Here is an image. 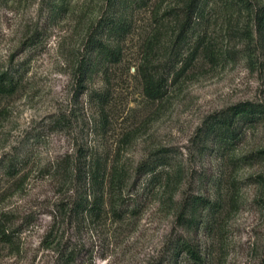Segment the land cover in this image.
<instances>
[{
    "label": "rangeland",
    "instance_id": "rangeland-1",
    "mask_svg": "<svg viewBox=\"0 0 264 264\" xmlns=\"http://www.w3.org/2000/svg\"><path fill=\"white\" fill-rule=\"evenodd\" d=\"M187 2L0 0V73L19 80L0 94V225L13 239L0 264H53L61 244L78 251L71 264H185L181 239H197L204 264H264V114L231 151L202 131L237 102L264 109V0H200L180 31ZM119 13L126 33L103 38L117 61L97 55L78 78L87 36ZM141 69L163 80L161 98L144 96ZM142 162L165 165L150 175ZM98 166L122 186L103 187L97 219L72 214ZM193 196L214 203L191 214L195 231Z\"/></svg>",
    "mask_w": 264,
    "mask_h": 264
},
{
    "label": "trees",
    "instance_id": "trees-1",
    "mask_svg": "<svg viewBox=\"0 0 264 264\" xmlns=\"http://www.w3.org/2000/svg\"><path fill=\"white\" fill-rule=\"evenodd\" d=\"M132 3H135L137 8L143 7L148 0H130ZM110 3H121V0H106ZM200 0H188L185 6V18L184 22L180 24L179 30L187 25L186 24L191 16L195 14V10L198 6ZM99 21H102L105 27L108 28L106 32L101 33L99 36L89 34L87 36L86 43L90 47L88 60L86 62H78V78L82 75H87L92 68L96 67L97 60L95 62V57L97 55H103V58L110 61H117L118 51L114 50L113 47H109L105 44L104 37H115L116 39L123 37L127 31V21L125 20V14H118L116 17H104L100 18ZM95 33V32H94ZM97 35V34H96ZM94 55V56H93ZM95 66V67H94ZM185 67V68H184ZM183 68V70H182ZM186 69V66H181L179 71L175 75H181L182 71ZM142 92L146 98L149 100H156L161 98L165 93V83L160 77L151 75L149 72L141 69L139 71ZM18 78L13 79L11 75L7 72L0 73V94H11L13 93L18 86ZM264 114V109L261 108L259 104H255L249 101H240L237 102L224 110L212 113L206 116L202 121V131L204 134H209L212 137L213 145L217 150H227L231 151L233 145L238 143V139L243 135L244 127L256 123L261 119ZM262 153L261 151H256L254 153L246 154L239 158H229L230 161H241V163H253V159H257V155ZM164 166V162L157 163H148L142 162L136 167V170L140 173H149L153 175V171L158 166ZM88 178L83 180L84 182V195L78 201L72 204L69 212L76 215L87 214L88 216H93L94 219H97L102 213V207L104 204L103 200V187L106 185L108 190L112 191L114 188L121 187L122 180H106L104 179V168L96 167L93 170H88ZM154 177V176H152ZM188 209L190 212V217L186 223L187 228L193 227L194 231L196 229V221L192 213L196 209L200 210H211L214 203L209 202L205 198L199 196H193L187 200ZM182 211L177 215L178 221H181ZM0 241L10 246L13 245V239L10 237V233L5 232V230L0 225ZM177 251L183 254L182 263L185 264H204L203 252H201L199 243L197 239H181L177 243ZM55 257L52 260L53 264H71L75 257L78 254V251L74 247L69 245L61 244L59 248L55 250Z\"/></svg>",
    "mask_w": 264,
    "mask_h": 264
}]
</instances>
